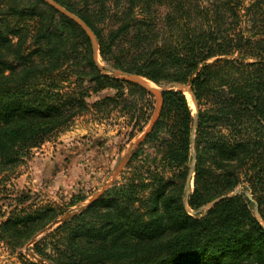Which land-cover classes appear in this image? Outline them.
I'll list each match as a JSON object with an SVG mask.
<instances>
[{
    "label": "trees",
    "instance_id": "1",
    "mask_svg": "<svg viewBox=\"0 0 264 264\" xmlns=\"http://www.w3.org/2000/svg\"><path fill=\"white\" fill-rule=\"evenodd\" d=\"M54 1L92 30L103 65L191 86L194 138L186 97L170 90L145 141L165 128L164 159L192 161V215L182 202L187 166L179 187L155 174L147 200L133 184L106 191L34 244L41 262L21 264H264V0ZM105 73L73 22L39 0H0V174L87 112L91 94L116 91L93 104L100 112L119 99L129 112L124 89L147 95ZM56 217L13 210L0 239L22 246Z\"/></svg>",
    "mask_w": 264,
    "mask_h": 264
},
{
    "label": "rangeland",
    "instance_id": "2",
    "mask_svg": "<svg viewBox=\"0 0 264 264\" xmlns=\"http://www.w3.org/2000/svg\"><path fill=\"white\" fill-rule=\"evenodd\" d=\"M97 59L100 64H105L99 55ZM105 74L112 76L108 72ZM148 82L157 88L165 85ZM145 93L147 94L145 96L130 95L127 89L123 90V100H127V104L133 107L129 112L122 108L120 103L122 99L109 102L105 112L93 107L100 96L117 100L116 91L113 89H106L100 95L91 94L86 99L89 106L87 112L76 117L66 129L51 135L42 145L31 149L15 169L0 174V226L13 210L30 212L41 208L51 209L57 215L56 220L78 211L111 179L118 164L128 154L125 166L106 191L110 190L109 193L113 194L122 186L129 187L133 184L137 187L136 198L147 200L156 186L153 183L155 174L171 182L169 189L173 185L179 187L182 179L178 174L187 166L182 197L184 204L186 180L194 167L192 161L181 167L178 162L170 165L164 159V141L169 140L165 128L153 138L147 141L144 139L134 147L135 142L145 134L156 108V98ZM183 94L194 119L196 112L191 97L187 92ZM194 136L195 128L193 129L192 125L190 138ZM193 177L194 172L190 178L188 195L193 191ZM201 208L197 212L204 211ZM61 224L38 236L28 249H25V246L30 241L22 246H14L12 240L0 239V264H21L22 260L38 262L29 255L33 254L34 244L42 242ZM44 252L49 254L51 249L48 247Z\"/></svg>",
    "mask_w": 264,
    "mask_h": 264
},
{
    "label": "water",
    "instance_id": "3",
    "mask_svg": "<svg viewBox=\"0 0 264 264\" xmlns=\"http://www.w3.org/2000/svg\"><path fill=\"white\" fill-rule=\"evenodd\" d=\"M41 2H43L44 4H46L47 6H49L50 8H52L54 11H56L58 14H60L61 16L65 17L66 19L70 20L71 22H73L77 27H79L81 29V31L86 35V37L88 38L90 45H91V49H92V59L93 62L95 63L96 67L104 72H108L110 73L112 76L119 78L123 81H126L128 83H131L135 86H138L139 88L143 89L145 92L152 94L155 98H156V108L153 114V117L151 119V122L145 132V134L139 139L137 140V142H135L134 147H137L144 139L145 137L151 132L152 128L154 127L155 123L157 122L159 116H160V112L162 109V94L164 92L170 91V90H176L179 92H187L189 94V96L191 97V100L193 102L194 105V109L195 112L197 111V104H196V99L193 95V92L191 90V86L190 85H184V84H180V83H176V82H171L168 83L164 86H162L161 88H157L152 86L146 79L136 75V74H132V73H127L124 72L122 70L119 69H113L110 66H105L103 64H100L98 62L97 56H98V44H97V40L96 37L94 35V33L92 32V30L86 25V23L81 20L79 17H77L75 14L69 12L67 9H65L64 7H62L61 5H59L57 2H55L54 0H39ZM196 115L194 116L193 119V129L196 126ZM129 154L126 155L121 162L118 164V166L116 167L115 171L113 172L111 179L102 186V188L94 195L92 196L88 203L85 204L84 206H82V208H80L78 211L75 212H71L66 214L65 216L61 217L58 220L53 221L51 224H49L47 227H45L43 230H41L40 232H38L37 234H35L32 239L30 240V242L25 246V249H27L29 247L30 244L34 243V241L36 240V238L48 231H50L51 229H53L55 226L73 218L74 216H76L78 213H80L82 210L86 209L90 204H92L93 202H95L100 196H102L104 194V192L110 187V185L113 183V181L116 179L117 175L119 174V172L122 170V168L125 166L127 160H128ZM193 166V164H192ZM193 173V170L191 169L188 175V178L186 180V186H185V191H184V207H186V210L191 213L188 209H187V200H188V189H189V183H190V178L191 175ZM242 192L241 188L236 189L235 191L218 197L214 200H212L211 202H209L208 204L204 205L201 210H208L210 208H212L215 204H217L218 202L231 198L233 196H236L238 194H240ZM245 196L248 198V200L252 201L251 196L249 193H244ZM192 214V213H191ZM256 218L258 219V215H256ZM29 255L34 258L37 261H40L39 259H37L32 253H29Z\"/></svg>",
    "mask_w": 264,
    "mask_h": 264
}]
</instances>
